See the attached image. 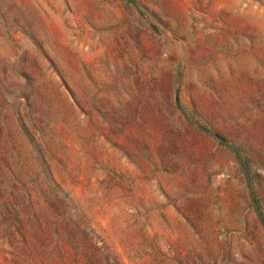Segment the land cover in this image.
<instances>
[{
  "label": "rangeland",
  "instance_id": "obj_1",
  "mask_svg": "<svg viewBox=\"0 0 264 264\" xmlns=\"http://www.w3.org/2000/svg\"><path fill=\"white\" fill-rule=\"evenodd\" d=\"M264 0H0V264H264Z\"/></svg>",
  "mask_w": 264,
  "mask_h": 264
},
{
  "label": "trees",
  "instance_id": "obj_2",
  "mask_svg": "<svg viewBox=\"0 0 264 264\" xmlns=\"http://www.w3.org/2000/svg\"><path fill=\"white\" fill-rule=\"evenodd\" d=\"M217 138L220 140V142L223 145L228 146L236 155L237 160L240 162L243 170L245 171L246 176L249 178V187L251 189V196H252V205L254 207V210L257 214V217L263 227L264 230V213L262 212L260 203L258 198L256 197V193L254 192L253 186L251 184V180H252V175L250 174V170H249V159L246 157L244 158L241 154V150L239 147L236 146H232L230 145L227 140L225 138H223L222 136H217Z\"/></svg>",
  "mask_w": 264,
  "mask_h": 264
}]
</instances>
